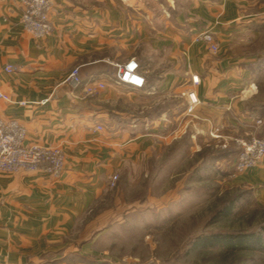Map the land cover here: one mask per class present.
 I'll return each mask as SVG.
<instances>
[{"label":"crops","instance_id":"1","mask_svg":"<svg viewBox=\"0 0 264 264\" xmlns=\"http://www.w3.org/2000/svg\"><path fill=\"white\" fill-rule=\"evenodd\" d=\"M53 1V32L38 40L21 21L19 1L0 0V92L10 98H0V115L26 127L27 144L56 145L65 153L59 180L0 171V264H106L109 251L100 244L115 221H131L135 208L126 207L119 187L137 168L178 143L157 164L165 169L185 138L214 128L221 135L209 139L225 148L211 154L219 168L233 131L254 134L257 119L264 125V0ZM205 31L218 42L217 53L199 37ZM130 59L140 64L143 88L115 80L117 65ZM8 65L15 70L7 72ZM76 67L78 86L65 81ZM98 82L105 87L85 95ZM189 91L199 100L194 128L161 131L168 106L153 112L151 102L170 95L188 101ZM143 96H149L148 132L138 129L145 121L137 116ZM185 114H175L177 124ZM210 144L195 154L201 157ZM253 172V181L263 182L264 161ZM115 174L116 192L109 184Z\"/></svg>","mask_w":264,"mask_h":264},{"label":"rangeland","instance_id":"2","mask_svg":"<svg viewBox=\"0 0 264 264\" xmlns=\"http://www.w3.org/2000/svg\"><path fill=\"white\" fill-rule=\"evenodd\" d=\"M142 102L144 109L137 116L145 121L138 129L148 132L149 96H143ZM187 103V99L179 95L153 100L151 104L156 106L153 112L161 104L168 106L163 116L167 120L159 129L172 132L179 128V124L186 134L193 129L194 111L185 114L178 124L174 119L178 112L187 111ZM258 120L261 119L256 120L260 126L254 134H245L241 129L233 131V144L227 146L228 155L220 160L219 168L213 165L214 156L211 154L224 150V142L218 147L213 144L210 139L219 136H212V131L209 134L196 133L192 135V141L185 138L182 151L178 156L176 153L170 157L164 171L157 164L168 159L167 155L177 150L178 143L171 144L164 158L160 157L157 162L148 159L147 163L137 168V174L119 187L126 207L135 208L131 221L122 224L115 221L116 229L110 231L100 244L109 251L104 254L106 264H264V249L228 251L219 247L192 248L194 239L199 235L258 231L264 227V181H253L251 176L256 167L234 174L240 151L237 140L253 135L264 137V125L262 120L261 123ZM209 142L210 146L203 148L201 157L195 154L204 143ZM163 148L159 147L160 154ZM199 166L201 169L196 170ZM182 177L186 179V187L177 189L176 183ZM190 177L194 179L188 181ZM112 189L116 192L118 180ZM163 195L165 198H162ZM223 209L225 212L220 215Z\"/></svg>","mask_w":264,"mask_h":264},{"label":"built area","instance_id":"3","mask_svg":"<svg viewBox=\"0 0 264 264\" xmlns=\"http://www.w3.org/2000/svg\"><path fill=\"white\" fill-rule=\"evenodd\" d=\"M22 5L21 21L25 28L38 40L45 39L53 32L51 12L54 7L53 0H18ZM199 37L208 43L209 50L213 53L219 51V45L210 31H205ZM14 65H8L5 70L9 73L15 70ZM117 83L126 84L133 88H143L146 85V78L140 71V64L136 59H130L125 63L117 65L115 73ZM67 82L75 85L82 84L80 69L76 67L66 78ZM199 78L194 76L193 83H199ZM105 83H91L84 88L85 95L93 94L98 89L104 88ZM0 98L10 101V98L0 92ZM188 105L187 114L192 113L199 100L193 91L187 93ZM19 104L26 105V101ZM261 123V120L257 121ZM103 125L97 129L102 130ZM214 137L220 136L219 130L211 132ZM27 129L16 118L6 119L0 115V171L7 173L40 172L48 177L59 180L65 171L64 150L56 145L26 143ZM240 148L235 164L234 174H241L257 167L264 161V137L256 135L248 139L237 140ZM118 175H113L110 180V187L117 183Z\"/></svg>","mask_w":264,"mask_h":264},{"label":"trees","instance_id":"4","mask_svg":"<svg viewBox=\"0 0 264 264\" xmlns=\"http://www.w3.org/2000/svg\"><path fill=\"white\" fill-rule=\"evenodd\" d=\"M224 210L220 215L225 212ZM198 247H219L228 251L264 249V227L258 231L214 232L199 235L192 243L193 249Z\"/></svg>","mask_w":264,"mask_h":264}]
</instances>
